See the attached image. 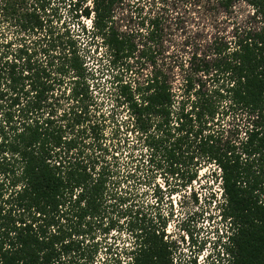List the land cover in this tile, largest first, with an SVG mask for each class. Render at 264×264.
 <instances>
[{"label": "trees", "instance_id": "1", "mask_svg": "<svg viewBox=\"0 0 264 264\" xmlns=\"http://www.w3.org/2000/svg\"><path fill=\"white\" fill-rule=\"evenodd\" d=\"M1 2L37 40L0 43V264H94L134 214L124 264H178L170 215L126 204L155 184L158 207L188 187L197 205L204 168L227 261L264 264V0Z\"/></svg>", "mask_w": 264, "mask_h": 264}, {"label": "rangeland", "instance_id": "2", "mask_svg": "<svg viewBox=\"0 0 264 264\" xmlns=\"http://www.w3.org/2000/svg\"><path fill=\"white\" fill-rule=\"evenodd\" d=\"M0 0V43L14 44L13 47L19 45L18 40L22 37L26 39L28 44H33L37 40V37L20 31L17 23L13 20V17H9L7 11H4ZM62 22L71 20V14L67 8L62 10ZM252 10L246 6L239 7V15L242 19H245L248 12ZM88 25L90 21L84 20ZM71 27L78 31L79 27L76 22ZM24 43V42H23ZM103 55V51L100 49L99 52L95 53V57L100 58ZM96 60V59H95ZM95 71L97 75L101 77L102 84L106 85L110 81L111 72H106V75H99V72L104 68L103 62H94ZM105 68H107L105 66ZM109 85V84H108ZM98 92V91H97ZM103 94L99 95L102 99ZM111 108V102H106L104 110L108 111ZM133 138H131V141ZM119 154H121L119 152ZM126 153L120 155V157H126ZM213 170L204 168L200 171V178L194 183V188H203V196L199 197V204H194L190 197L192 193V188L188 187L186 193L182 192L173 197L169 198L163 203V206L154 204L156 201L152 190L155 186H139V191L143 195L130 199L126 204L127 206L132 205L135 207V211L141 207L143 215L149 217L155 214L159 215H170L168 217L169 223L166 228V233L169 235L170 239L175 242V247L177 253L175 255L178 264H188L191 260L196 259L197 264H229L226 255L223 254L222 249H220V237L223 236L224 226L220 217V212L218 206L223 203V190L220 183V179L212 177ZM216 173L219 171L217 170ZM217 175V174H216ZM172 179H170V182ZM156 185L165 191L169 184L162 176H158L156 180ZM126 187V186H125ZM136 192V189H134ZM202 191H199L201 194ZM186 195V197H184ZM200 196V195H199ZM214 200V202L209 205L208 202ZM173 213V216H171ZM116 216V214H115ZM135 214L133 216H126V218H116L117 223L114 230L110 233L103 234L98 231L95 236V242L99 243V251L94 264H124L127 261V250L132 246L134 242V236L129 229V221L136 220ZM224 242V239L222 240Z\"/></svg>", "mask_w": 264, "mask_h": 264}]
</instances>
